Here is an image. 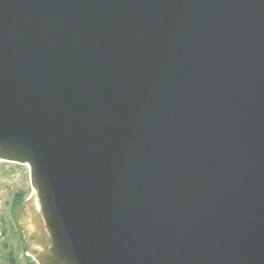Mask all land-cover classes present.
<instances>
[{"label":"water","instance_id":"obj_1","mask_svg":"<svg viewBox=\"0 0 264 264\" xmlns=\"http://www.w3.org/2000/svg\"><path fill=\"white\" fill-rule=\"evenodd\" d=\"M0 161L38 264H264V0H0Z\"/></svg>","mask_w":264,"mask_h":264},{"label":"rangeland","instance_id":"obj_2","mask_svg":"<svg viewBox=\"0 0 264 264\" xmlns=\"http://www.w3.org/2000/svg\"><path fill=\"white\" fill-rule=\"evenodd\" d=\"M18 195L24 197L21 206H15ZM33 198L29 167L0 161V264H38L25 232V213Z\"/></svg>","mask_w":264,"mask_h":264},{"label":"trees","instance_id":"obj_3","mask_svg":"<svg viewBox=\"0 0 264 264\" xmlns=\"http://www.w3.org/2000/svg\"><path fill=\"white\" fill-rule=\"evenodd\" d=\"M23 202H24V197L22 195H18L17 198H16V201H15V206H21L23 204ZM25 243H27L26 240H25ZM8 259H10L11 261L14 260V257H13L12 253L9 254Z\"/></svg>","mask_w":264,"mask_h":264}]
</instances>
